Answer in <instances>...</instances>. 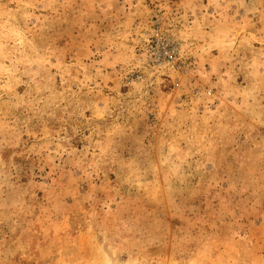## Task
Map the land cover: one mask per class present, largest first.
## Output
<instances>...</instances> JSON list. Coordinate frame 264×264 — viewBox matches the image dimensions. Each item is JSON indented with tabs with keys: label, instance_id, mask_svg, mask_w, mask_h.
Returning a JSON list of instances; mask_svg holds the SVG:
<instances>
[{
	"label": "rangeland",
	"instance_id": "obj_1",
	"mask_svg": "<svg viewBox=\"0 0 264 264\" xmlns=\"http://www.w3.org/2000/svg\"><path fill=\"white\" fill-rule=\"evenodd\" d=\"M0 264H264V0H0Z\"/></svg>",
	"mask_w": 264,
	"mask_h": 264
},
{
	"label": "built area",
	"instance_id": "obj_2",
	"mask_svg": "<svg viewBox=\"0 0 264 264\" xmlns=\"http://www.w3.org/2000/svg\"><path fill=\"white\" fill-rule=\"evenodd\" d=\"M142 51L143 61L150 67L174 69L177 72L183 70L178 45L163 31L158 30L151 35L144 43ZM207 94H211V90L207 91Z\"/></svg>",
	"mask_w": 264,
	"mask_h": 264
}]
</instances>
